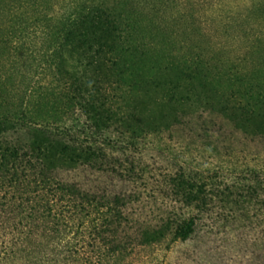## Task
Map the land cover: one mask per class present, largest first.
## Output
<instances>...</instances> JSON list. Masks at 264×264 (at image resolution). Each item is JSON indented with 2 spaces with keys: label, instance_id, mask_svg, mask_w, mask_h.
<instances>
[{
  "label": "trees",
  "instance_id": "16d2710c",
  "mask_svg": "<svg viewBox=\"0 0 264 264\" xmlns=\"http://www.w3.org/2000/svg\"><path fill=\"white\" fill-rule=\"evenodd\" d=\"M61 1L72 48L60 47L57 102L0 113V264H127L137 251L194 240L212 188L203 171L180 165L162 174L173 203L165 217L144 220L137 210L153 156L169 163L165 137L185 132L178 122L158 125L142 107L156 82L120 72L124 18L116 8L126 0ZM191 86L179 101L208 105ZM199 110L188 114L186 134L227 149L235 127ZM263 174V164L246 170L252 185L241 197L264 205Z\"/></svg>",
  "mask_w": 264,
  "mask_h": 264
},
{
  "label": "rangeland",
  "instance_id": "374dc122",
  "mask_svg": "<svg viewBox=\"0 0 264 264\" xmlns=\"http://www.w3.org/2000/svg\"><path fill=\"white\" fill-rule=\"evenodd\" d=\"M63 9L61 0H0L1 114L57 102L52 92L64 81L58 64L72 48L61 30ZM116 11L124 18L120 72L156 82L142 107L158 125L178 122L185 132L165 137L169 163L153 156L155 172L139 184L138 213L156 221L170 211L162 175L169 169L187 165L213 178L197 237L137 251L127 264H264V205L241 197L252 185L246 170L264 165V0H126ZM191 84L208 105L179 101L191 95ZM198 108L235 127L229 149L186 134L188 114ZM244 135L256 141L244 143Z\"/></svg>",
  "mask_w": 264,
  "mask_h": 264
}]
</instances>
